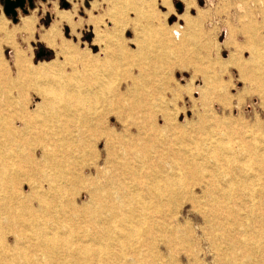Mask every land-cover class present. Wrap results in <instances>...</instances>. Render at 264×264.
Here are the masks:
<instances>
[{
  "label": "rangeland",
  "instance_id": "1",
  "mask_svg": "<svg viewBox=\"0 0 264 264\" xmlns=\"http://www.w3.org/2000/svg\"><path fill=\"white\" fill-rule=\"evenodd\" d=\"M59 9L67 11L63 20L76 16L77 27H55L62 41L50 47L41 37L56 17L53 7L43 18L42 9L19 11L15 24L0 5L9 20L0 28V152L11 166L31 168L35 184L44 178L26 159L39 153L34 159L48 181L64 192L32 220L46 231L70 228L91 251L47 254L21 218L13 228L3 219L0 264H264V170L251 196L245 180L264 166V0H65ZM28 16L39 20L33 36L20 30ZM232 57L240 61L227 65ZM74 70L80 76L70 80ZM40 90L53 92L56 123L23 130L20 118L36 112ZM101 107L112 111L104 119L114 136L109 149L94 130ZM42 118H52V110ZM125 150L146 171L158 166L181 176L184 186L163 196L169 202L155 213L152 247L138 256V247L125 242L126 256L117 258L119 247L97 251L107 242L103 225L83 211L72 216L69 204L80 182L104 186L115 172V153ZM22 184L24 192L18 184L10 188L21 205L17 216L35 201ZM81 193L77 208L88 200Z\"/></svg>",
  "mask_w": 264,
  "mask_h": 264
},
{
  "label": "bare ground",
  "instance_id": "2",
  "mask_svg": "<svg viewBox=\"0 0 264 264\" xmlns=\"http://www.w3.org/2000/svg\"><path fill=\"white\" fill-rule=\"evenodd\" d=\"M162 35L163 34H161V37H163ZM239 61V58L232 57L227 65H232L238 63ZM91 65V61L85 59L84 67L88 68ZM249 72L250 71L247 70V73ZM79 76L80 73L77 70H74L69 78L71 80L76 79ZM127 78L129 77H125V79ZM116 92L117 98H119L121 85L117 87ZM38 93L42 98V102L37 105L36 112L34 114L23 113L22 117L20 118V121L25 126L23 130L43 131L47 127L52 128L54 123H56L55 121L57 120L59 112L57 109H54V103L49 98L53 92H51V90H40ZM109 105H113V101H110L108 106ZM117 105H119V102H117ZM47 109L52 110V118L40 119L41 114ZM100 109L101 112L96 116L94 130L96 132L97 139L106 140V148H108L109 143L113 140L114 136L112 132L106 128L104 119H107L109 116H111L112 111H110L107 107H101ZM226 142L228 141L225 140V143ZM122 153L123 154H121L119 151L115 153L113 163L115 172L111 175L104 186L94 190L90 188L89 185L80 182L79 185L75 187L78 192L75 194L71 203L69 204V209L72 216L77 217V215L83 211L84 213H88L93 216L97 223L103 225L105 228L104 237H107V242L101 245L102 248H98L97 251H100V253H106L107 250H115L119 247L120 249L116 254L117 258H123L126 256L123 251V244L125 242H128L129 246L132 243L133 246L135 245V248L138 247L136 253L138 256L143 254L145 248L148 249L150 246L152 247V237L155 230V225L153 224L155 213H157L169 202V199H164L163 196L168 194L169 197L171 195L174 197L175 193L178 190H181L184 186L181 176H169L168 174H165V172L160 171V167L158 166L148 168V172L144 169L146 164L143 161H140L139 159L133 160L132 156L128 157V155L133 154V151L129 152L125 150ZM37 154H39L37 151H33L31 154L32 156H29L26 159L27 163L33 165L32 167L39 174H42L44 178L39 183L35 184L30 175L32 172L31 168L26 169L21 167L17 162H14V164L11 166L10 161L12 158L7 156L5 157L3 153L0 152V231L5 229L3 219L9 222V228H13L15 226V222L17 221L16 219L21 218L28 227L35 230L34 236L38 238L41 247L46 250L47 254H51L57 250H64V252L67 253L72 251L73 255H76V257L90 253L91 249L87 246V244H83V241L76 239L75 233L70 228H65L60 233L58 230L59 227L54 225L52 228L46 231L45 226L41 221L39 222L32 220L38 211H51V209L54 207V202L57 201L64 192L63 190V192L61 191L60 187L55 188L50 183V181H48V170L41 168L39 163L34 159V156ZM42 154L43 158L46 159V152L44 151ZM232 154L234 156V153L231 152V155ZM243 156L245 158V155ZM242 160L245 161L246 159ZM229 161H231V158ZM197 167L198 166H190L188 167V170L191 173H196L198 171ZM260 167V169H256L254 175L247 174V176H245V180L250 186L248 193L249 196H251L253 193V187L260 185V176L258 173L262 169L264 170V166ZM175 168L177 169V167ZM128 180L131 182H127ZM22 181L30 187L31 192L29 196L38 203L37 205L39 208L36 209L34 204L35 201H31L30 205L26 206L25 211L27 212L24 211L17 216L15 215L14 211L15 209L20 208L21 205L18 204L20 206H15L14 202L17 200H14L11 196L10 188H12L13 185L18 184L21 186V191L24 192L25 188L23 187ZM259 190L263 191L264 187H261L260 185ZM50 191L56 192L58 198H56V194L53 197L49 196L48 192ZM82 191L87 193L88 200L87 202H84L80 208H77V199H81ZM252 200L253 199H250L251 202ZM152 204L155 206V208L151 212Z\"/></svg>",
  "mask_w": 264,
  "mask_h": 264
},
{
  "label": "crops",
  "instance_id": "3",
  "mask_svg": "<svg viewBox=\"0 0 264 264\" xmlns=\"http://www.w3.org/2000/svg\"><path fill=\"white\" fill-rule=\"evenodd\" d=\"M63 1H65V0H47L46 2H43L41 0H35L34 8L33 9L28 8V9H30V11H34V12L37 11V9H42L43 10L42 18H43V15L46 16V11H45L46 6L53 7V10H55L57 12L56 17H53V18L51 17V20H52L51 24H50L51 28L49 29V31H47L41 37V40L50 47H54L57 44L58 39H60L62 41L61 36H63V35H61L60 29L56 30V29H54L55 27L62 25L63 22L67 23L69 26H72L73 28L75 27L74 29H76V27H77V24L75 23V17L76 16L75 17L73 16V18H71L70 20L69 19H65V20L62 19L63 15H67L66 14L67 11H60V9H59L60 8V2H63ZM89 5L92 9V7H94V5H95V1L89 2ZM89 17H90V15H89ZM5 20L9 21L7 18H3V16H0V28L5 29L7 27V22ZM38 22H39V20L36 16L24 17L23 23H22L23 27L20 30L25 31V32L29 33L31 36H33L36 33ZM27 27H30V30H28ZM52 31H54V32H52ZM51 33H53V34H51Z\"/></svg>",
  "mask_w": 264,
  "mask_h": 264
},
{
  "label": "water",
  "instance_id": "4",
  "mask_svg": "<svg viewBox=\"0 0 264 264\" xmlns=\"http://www.w3.org/2000/svg\"><path fill=\"white\" fill-rule=\"evenodd\" d=\"M34 1L35 0H2L1 3L3 4V13L5 16L11 17L13 22L16 24L19 21V11L27 15L29 13L27 6H29L30 9H33L35 6ZM42 1L45 2L46 0ZM63 6L65 8H69L67 3H64ZM177 8L182 11V4H177ZM1 14L2 12L0 10V15ZM41 52H43V50H41Z\"/></svg>",
  "mask_w": 264,
  "mask_h": 264
},
{
  "label": "flooded vegetation",
  "instance_id": "5",
  "mask_svg": "<svg viewBox=\"0 0 264 264\" xmlns=\"http://www.w3.org/2000/svg\"><path fill=\"white\" fill-rule=\"evenodd\" d=\"M1 1H2V0H0V5L3 6V4L1 3ZM41 1H42V0H41ZM46 1H47V0H46ZM46 1H45V2H46ZM43 2H44V1H43ZM34 3H35V1H34ZM28 8H29V6H27V9H28Z\"/></svg>",
  "mask_w": 264,
  "mask_h": 264
}]
</instances>
